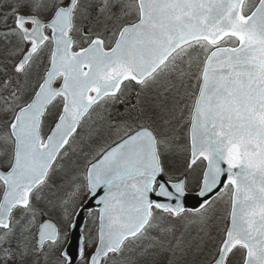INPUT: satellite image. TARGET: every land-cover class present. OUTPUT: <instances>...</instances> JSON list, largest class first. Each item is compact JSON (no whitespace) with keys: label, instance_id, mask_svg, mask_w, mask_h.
Listing matches in <instances>:
<instances>
[{"label":"snow or ice","instance_id":"6c2138e0","mask_svg":"<svg viewBox=\"0 0 264 264\" xmlns=\"http://www.w3.org/2000/svg\"><path fill=\"white\" fill-rule=\"evenodd\" d=\"M225 196L200 264H264V0H0V264H184L165 217L207 235ZM86 198L98 225L73 256L43 218L75 226Z\"/></svg>","mask_w":264,"mask_h":264},{"label":"rangeland","instance_id":"374dc122","mask_svg":"<svg viewBox=\"0 0 264 264\" xmlns=\"http://www.w3.org/2000/svg\"><path fill=\"white\" fill-rule=\"evenodd\" d=\"M187 103L190 105L191 100L187 101ZM123 111V109H120ZM189 113L185 112V124L182 130H180L177 135L179 137V144L181 145H189ZM102 140L96 141V144L102 143ZM95 145H93L94 147ZM86 151H90V149H86ZM188 157V153H176L169 157L167 160V167L169 168V172L172 176L178 175L179 173L183 172L185 170V163L186 159ZM73 161L76 164V168L73 174L76 172H82L85 164H86V158L82 156L79 152V149H77V152L73 154L72 157ZM204 165L200 164L195 171L190 172L187 174V182H186V189L191 192H195L199 188V176L201 173V170L203 169ZM168 178V177H167ZM86 200V199H85ZM83 201V203L85 202ZM228 197L225 196L222 201H218L215 205L214 213L211 214V219L207 226V235H205L204 232H201L199 225H193L188 224L187 221L192 219V217H187L183 221H168L167 217H165V221L167 223H174L176 226V236H180L181 233L184 234V240L186 243H190L192 245V251L189 253V255L185 258L184 264H200L202 260H204L205 254L212 248L213 242L215 240H218L220 230L224 227V221L221 219L224 212L228 209L227 205ZM96 212H91L88 214L87 217V223L85 228H92L95 230V227L98 225V220L96 216ZM43 219H51L55 221L60 229L67 232L69 234L70 227L69 224L62 222L59 219V216L55 213L51 215V217H44ZM95 220V224H94ZM155 235V233H153ZM69 241V236L66 237L64 244L67 245ZM201 244L203 247V253L199 256L195 255L196 251V245Z\"/></svg>","mask_w":264,"mask_h":264},{"label":"water","instance_id":"95a60500","mask_svg":"<svg viewBox=\"0 0 264 264\" xmlns=\"http://www.w3.org/2000/svg\"><path fill=\"white\" fill-rule=\"evenodd\" d=\"M164 179L167 180L166 177H164ZM169 190H172V189L170 188ZM199 192H200V188L196 192H188L185 187L184 195L183 197H181L179 202L182 203L183 206L188 209L198 207L199 204L202 203L203 200L205 199V197H201L199 195ZM102 194L103 193L101 192V195ZM213 197H215V192L210 194L209 198H213ZM152 198L156 200H160L162 202H168L165 200V198L156 196L155 194H152ZM97 199L98 198L87 199L84 202V207L79 208L77 210V214L73 218L75 221V226H70L69 241L67 245L65 246L68 249L69 253L73 256L76 255L81 230L85 228V225L87 222V214L92 211L99 212V208L101 207V205L97 203ZM171 202L175 203L176 201H171ZM52 222L55 223L54 221Z\"/></svg>","mask_w":264,"mask_h":264},{"label":"flooded vegetation","instance_id":"af4514ba","mask_svg":"<svg viewBox=\"0 0 264 264\" xmlns=\"http://www.w3.org/2000/svg\"><path fill=\"white\" fill-rule=\"evenodd\" d=\"M70 226V225H69ZM67 236H70V231H69V234Z\"/></svg>","mask_w":264,"mask_h":264}]
</instances>
